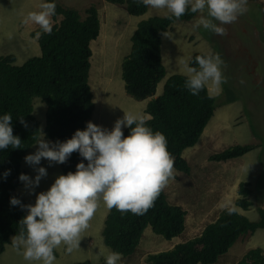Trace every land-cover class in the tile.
Masks as SVG:
<instances>
[{
  "label": "trees",
  "instance_id": "1",
  "mask_svg": "<svg viewBox=\"0 0 264 264\" xmlns=\"http://www.w3.org/2000/svg\"><path fill=\"white\" fill-rule=\"evenodd\" d=\"M124 6L131 16H141L147 7L139 0H105ZM56 4L52 17V34H42L36 39L39 55L16 65L12 54L0 56V116L12 115L13 134L22 142L19 149L11 146L0 149V254L10 237L19 234V221L27 215L29 205L14 193L20 184L21 161L39 135L38 123L33 115L34 98L45 106L44 138L53 143L70 139L76 130H84L92 115L94 104L88 84L91 49L90 43L99 35L98 11L91 6L81 17L77 10L64 8L56 0H44ZM197 13L188 11L184 16L167 19L165 16H150L142 19L130 37V50L120 64L123 89L133 99L144 100L156 93L157 83L164 77L165 68L160 58L161 36L173 23L190 21ZM60 18L59 21H56ZM34 31L31 35L36 36ZM195 53L189 66L198 67ZM187 76L172 74L163 83L160 95L151 98L145 105L146 123L154 132L160 131L167 138V149L174 157L175 171L188 174L190 167L182 157L184 149L194 146L215 107L233 101L231 89L224 86L222 100L210 96L207 87L199 95H192L185 87ZM127 90V92H126ZM129 93V94H128ZM149 102V104H148ZM27 124H21L19 118ZM124 136L130 129L125 127ZM254 145H234L210 156L214 161H226L242 156ZM87 161L73 152L65 163L59 164L62 175L76 171V164ZM8 172L5 176L4 173ZM251 191L247 183L237 187L238 198L235 211L229 214L222 210L214 221L203 226L200 233L172 248L146 257L148 264H215L231 247L256 229H264V208H257L258 219L251 221L238 209L250 208ZM21 204L11 205L10 198ZM185 210L170 204L161 191L154 206L144 215L131 212L121 214L115 208L107 210L101 231L102 242L110 251L122 253V258L132 257L146 228L164 240L179 237L185 229ZM54 251V255H55ZM87 263H89L87 261ZM236 264H264V252L256 247L248 250Z\"/></svg>",
  "mask_w": 264,
  "mask_h": 264
},
{
  "label": "rangeland",
  "instance_id": "2",
  "mask_svg": "<svg viewBox=\"0 0 264 264\" xmlns=\"http://www.w3.org/2000/svg\"><path fill=\"white\" fill-rule=\"evenodd\" d=\"M60 1L63 4L73 3V8L71 4L64 7L69 9H74L77 2ZM39 3L40 0H0V56L14 55L16 65L39 55L37 41L26 37L31 28L33 30L29 37H35L31 34L40 30L39 26L32 22H22L27 13L38 11L36 6ZM110 8L119 13L111 17L108 12L103 15L109 25L102 24V35L100 33L90 44L91 67L88 78L94 102L89 121L109 131L114 122L123 117L124 112L139 114L140 109L144 110L143 100L133 99L124 93L120 82V63L130 50V37L137 22L150 16L170 14L166 9L147 7L143 15L131 16L119 6L110 5ZM247 8V12L238 16L235 22L221 25L227 30L225 36L207 31L202 26L194 27L199 13L190 21L173 23L168 30L172 33L171 39L161 36L160 58L165 75L156 85V96L161 94L168 76H187L183 62H188L193 54L218 53L224 61L221 70L227 82L219 90L206 87L217 102L222 100L221 90L224 86L231 89L235 99L215 107L198 142L182 152V157L190 167L189 173L175 171L174 179L163 189L168 202L181 206L186 212L183 233L168 241L146 228L136 253L130 258H122L120 264H148L145 260L147 255L168 250L175 244L198 235L203 226L214 221L222 210L229 206L235 207L240 182L247 183L251 191V206L246 211H238L249 220L256 221L257 208H264V0H247ZM104 84L108 85L110 96L102 94ZM32 104L39 131L44 134L46 106L38 98H34ZM233 145H254L255 148L226 161L210 159L211 155ZM36 149L37 145H32L24 157L35 153ZM24 157L21 161V173L30 179L35 178V169L38 167H44L47 172L38 186L26 187L20 181L14 190L29 205H34L36 195L47 191L62 172L59 163L42 158L39 165H29ZM107 210L100 200L89 227L81 234L78 248L69 253L66 251L67 246L61 244L54 249V264H106L110 250L102 242L101 231ZM12 237L0 254V264H42V261L24 260L13 249ZM256 247L264 252V229H256L252 235L237 241L215 264H236L248 250Z\"/></svg>",
  "mask_w": 264,
  "mask_h": 264
},
{
  "label": "clouds",
  "instance_id": "3",
  "mask_svg": "<svg viewBox=\"0 0 264 264\" xmlns=\"http://www.w3.org/2000/svg\"><path fill=\"white\" fill-rule=\"evenodd\" d=\"M139 2L154 9H166L170 13L166 17L169 20L173 17L179 19L188 11L199 13L194 27L202 26L220 36L227 35L226 28L221 25L235 22L238 16L248 10L247 0ZM55 15L56 4L42 2L39 11L27 13L22 22L38 25L40 31L36 32V39H39L42 34H52V17ZM162 35L172 38V33L168 31H164ZM11 38L9 34V39ZM195 63L198 67L189 66L187 61L183 62L187 74L184 87L192 95H199L206 86L219 90L227 82L221 70L224 61L218 53L196 56ZM19 120L27 127L23 117ZM11 122L10 113L0 116V149H7L9 146L14 149L22 148L20 138L13 134ZM125 127L130 129L128 136L123 134L122 128ZM35 139V153L24 157L29 165H39L42 158L62 164L73 152H78L88 163H77L74 173L70 171L66 175H59L47 191L36 195L34 205H21L27 208V215L19 221V234L11 238V244L26 261L54 264V249L61 244L67 246L66 251L69 253L78 248L81 234L89 227L100 200L109 210L115 208L121 214L131 212L134 215H144L154 206L169 181L174 179V157L167 149V138L162 132H154L147 126L142 114L124 112L110 131L91 121L86 122L84 130H76L64 142L47 141L42 131H39ZM35 171L37 174L34 179L21 173L19 180L26 187L38 186L47 172L44 167H38ZM4 175L7 176L8 172ZM10 204L20 205L21 202L12 197ZM227 211L232 214L235 208L227 207ZM121 260L122 253L110 251L106 264H120Z\"/></svg>",
  "mask_w": 264,
  "mask_h": 264
},
{
  "label": "crops",
  "instance_id": "4",
  "mask_svg": "<svg viewBox=\"0 0 264 264\" xmlns=\"http://www.w3.org/2000/svg\"><path fill=\"white\" fill-rule=\"evenodd\" d=\"M66 1V0H65ZM42 2H44V0H40V3L36 6V8H37V10L39 11V5L42 3ZM56 2L59 4V5H61L62 7H65V6H69V4H71V6H72V8H73V3H68L67 1V3H62L60 0H56ZM110 5H113V4H110V3H108V2H106L105 0H77V2H76V4H75V7H74V9L75 10H77L78 11V13L80 14V16L83 18V17H85V10L87 9V8H89V7H91V6H93V7H95L96 9H97V11H98V15H99V23H100V30H99V35H100V33H101V35H102V31H103V28H102V31H101V27L103 26L102 24H108L107 22H105L106 21V18L103 16L106 12H108V14H111L110 15V17L113 15V14H118L119 13V11L118 10H114V9H112V8H110ZM113 6H118V5H113ZM120 8H124V6H119ZM124 10H125V8H124ZM126 11V10H125ZM127 12V11H126ZM103 17H104V20L102 21V19H103ZM59 17H58V21H59ZM139 22V21H138ZM137 22V23H138ZM109 25V24H108ZM110 26H112L111 25V23H110ZM33 29L31 28V29H29L28 31H27V34H26V37H28L30 40H35L36 41V36L35 37H29V33L32 31ZM124 30H121V32H123ZM99 35H98V37H99ZM127 36V35H126ZM97 37V38H98ZM96 38V39H97ZM95 39V40H96ZM95 40H93V41H95ZM93 41H91V43L93 42ZM90 43V44H91ZM119 47H120V45H119ZM118 47V48H119ZM121 64V63H120ZM90 67H91V65H90ZM89 78V77H88ZM120 82L122 83V85H123V82L120 80ZM119 83V82H118ZM89 84V83H88ZM103 92H104V96L106 97V95H111V92L108 90V85L107 84H104L103 85ZM107 92V93H106ZM92 93V92H91ZM103 96V97H104ZM156 95H154V97H155ZM148 100H150V98H147V99H144L143 100V102L144 103H146V101H148ZM92 101H93V95H92ZM143 103V107H144V109H145V105L146 104H144ZM93 104H94V102H93ZM139 114H144V110H141L140 109V111H139ZM45 139V138H44ZM36 143V142H35ZM35 143L33 144V145H35Z\"/></svg>",
  "mask_w": 264,
  "mask_h": 264
},
{
  "label": "bare ground",
  "instance_id": "5",
  "mask_svg": "<svg viewBox=\"0 0 264 264\" xmlns=\"http://www.w3.org/2000/svg\"><path fill=\"white\" fill-rule=\"evenodd\" d=\"M123 43V42H122ZM114 50H115V48H114ZM127 53V52H126ZM125 53V54H126ZM128 54V53H127ZM114 63V62H113ZM114 65V64H113ZM112 68V67H111ZM120 68V67H119ZM111 71V70H110ZM99 77H100V75H99ZM103 82V81H102ZM126 92H127V90H126ZM107 93V92H106ZM125 93V92H124ZM102 94H104V93H102ZM129 94V93H128ZM144 104H147V103H144ZM148 104H149V102H148ZM201 147V146H200ZM205 147V146H204ZM182 189V188H181ZM180 194H182V193H180ZM230 207V206H229Z\"/></svg>",
  "mask_w": 264,
  "mask_h": 264
}]
</instances>
